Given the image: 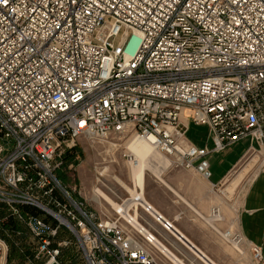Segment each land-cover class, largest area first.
<instances>
[{"label": "built area", "instance_id": "1", "mask_svg": "<svg viewBox=\"0 0 264 264\" xmlns=\"http://www.w3.org/2000/svg\"><path fill=\"white\" fill-rule=\"evenodd\" d=\"M186 112L212 149L187 142ZM80 137L140 138L206 179L209 154L246 138L264 148V0H0V211L47 264L64 231L85 264H160L132 220L99 219L58 177L61 148ZM8 251L0 237V264ZM251 256L264 264L260 247Z\"/></svg>", "mask_w": 264, "mask_h": 264}, {"label": "rangeland", "instance_id": "2", "mask_svg": "<svg viewBox=\"0 0 264 264\" xmlns=\"http://www.w3.org/2000/svg\"><path fill=\"white\" fill-rule=\"evenodd\" d=\"M132 139L133 138L93 140L89 137H80L74 146L62 147L60 150L61 154L56 159V165L58 166L56 173L60 180L67 185L86 208L93 214L97 215L99 219L119 217L121 221L124 220L121 215L116 212L115 206L106 202L104 198H100L94 194V188L100 187L106 195L119 205L123 204L124 201L131 196L127 189L115 181V177L117 176L128 187H132L133 172L131 165L134 159L132 152L133 159L127 157V154L130 152L127 149L128 143ZM263 154L264 153L261 154L258 151L253 152L238 165L234 174L236 172H241L249 161L254 159L253 164L249 167V170H247L244 177L232 193L226 192L229 181H226L221 187L220 190L225 195L224 198L229 206L232 207L234 204H237L242 198L249 182H251L260 166L264 164ZM164 156L169 158L167 155ZM170 159L173 161L172 165L165 166L158 163L160 170L157 169L148 172L145 177V199L151 205L155 203L157 208H169L168 198L164 196L163 189L159 184L165 183V179L170 172L184 169L177 165L174 158L170 157ZM156 176L159 177L157 178ZM126 204L128 205V201ZM136 208L138 223L143 225L149 233L158 235V238H161L158 240L161 241L165 247L170 249L176 257L181 259L183 263L191 264L194 259L196 262L193 264H205L200 261L191 250L181 244L180 241H177L173 236L171 238L174 240L175 244L171 246L168 239H164L160 234L159 224L148 212L143 210L140 205H132L128 212L133 215V211L136 210ZM9 218H12L15 222L14 230H10L4 226V222ZM221 223L222 222H217L220 232H216V236L219 239H214L212 242L215 250L224 254V264H255L251 252L246 250L245 242L242 243L240 247L243 254L239 255L236 253L233 245L227 241L228 238L223 236L224 233L230 230V227H225L223 225L224 223L222 225ZM187 230L192 233V236L196 238L197 241L208 242L209 239L203 234L202 228ZM204 230H207V227H205ZM233 232L237 233L234 228ZM0 237L5 240L9 248L7 264L48 263L46 257L38 256L37 242L29 233L26 225L13 218L11 213L6 210L0 211ZM62 238L63 239H56L54 243V246L57 247L58 242H67L66 245L58 246L60 250V254L57 258L58 264H85L76 240L68 233H63ZM142 241L145 244L147 243L145 239H142ZM150 248L158 256L160 264H176L171 257H165L163 253L155 250L153 246Z\"/></svg>", "mask_w": 264, "mask_h": 264}, {"label": "crops", "instance_id": "3", "mask_svg": "<svg viewBox=\"0 0 264 264\" xmlns=\"http://www.w3.org/2000/svg\"><path fill=\"white\" fill-rule=\"evenodd\" d=\"M188 113H185V119H183V123L187 128L185 135L187 142L199 148L212 149L213 137L209 128L193 123L188 118ZM256 151L262 154L264 148L246 138L228 146L221 152L209 154L207 156L211 171L209 179L191 170L172 171L166 177L165 183L159 184L163 189L164 196L168 198L169 208H157L155 203L153 205L148 203L145 199L144 188L143 203H138L140 200H137L135 204H131L130 196L123 204H120L125 208V215L122 216L123 218L128 216L135 218L136 210L131 215L128 212L129 208L132 205H140L141 207V204L148 203L154 210V213L150 215L155 221V215L162 216L165 220L171 222L173 227L183 236L179 240V236L178 238L175 237L171 232L166 231L161 223L156 221L160 226L159 231L162 237L168 239L171 246L175 244L171 237H175L177 241H180L181 244L191 250L200 261H202L200 259L202 258L208 264H224L225 262L224 254L215 250L212 242L214 239H219L216 236L220 232L217 222H222L221 225L224 223L225 227H230L229 231L231 233L234 234V228L237 233L244 237L247 251L251 252L253 246L260 247L264 259V164L260 166L251 182H249L240 201L232 207L227 204L224 198L225 195L220 190L223 184L229 181L226 192L232 193L234 191L253 164L254 159L250 160L241 172L234 174V171L249 154ZM127 201L128 205L131 204L130 206L126 204ZM218 207L221 211V218L217 220L210 218L212 210ZM118 210L119 208L116 209V212ZM132 225L140 224H137L133 219ZM205 227H207V230H204ZM194 228H202L203 234L209 239L208 242L197 241L192 233L187 230ZM187 242L194 248H191ZM160 244L162 246L159 245L157 251L162 253L161 248L163 247L166 250L164 254L170 252L171 256H175L162 242ZM235 251L239 255L243 254L240 250L235 249ZM164 256L166 257V255ZM194 262L196 261L193 259L191 264Z\"/></svg>", "mask_w": 264, "mask_h": 264}, {"label": "bare ground", "instance_id": "4", "mask_svg": "<svg viewBox=\"0 0 264 264\" xmlns=\"http://www.w3.org/2000/svg\"><path fill=\"white\" fill-rule=\"evenodd\" d=\"M127 149L130 152H132V154L134 156L133 157L134 159L132 158L133 161H132V165H131L132 166V172H133L132 187L130 188L127 185H125L117 176L115 177V181L117 183H119L121 186H123L125 189H127V191H129V193L131 195L130 199L132 200L131 204H135L137 200H140V201H138V203H143V200H144V183H145L146 174L148 172L153 171V170L159 169V164L158 163H161V164L166 166V165H172L173 161L170 159V157L168 158V157L164 156L163 154L157 152L150 143H148L146 141H143L140 138H133L128 143V148ZM154 175H156V174H154ZM157 175H159V174H157ZM94 194L96 196H99L100 198L101 197L104 198L106 202L111 203L113 206L116 207V209L119 208L117 213L120 214L121 217L123 218V216L125 215V212H124L125 208L123 206H121L119 204H116L108 195H106L104 193V191L100 187L94 188ZM219 210H220V208H219ZM220 218H221V211H220V217H218L217 219H220ZM123 219L125 221L127 219H128L127 221H131L132 220L131 223L133 222V219H134L135 222L138 224V220H136L133 217L128 216L127 218H123ZM134 229H135V231L137 233H140L141 235H144V236L150 238L151 241H152V244H149V243H146V244L149 245L150 247L153 246V248H155V250H158V246L161 245L160 244L161 242L158 239H153L151 237V233H149L144 228L143 225H141V224L140 225H135ZM172 235H174L177 238L179 236V240H181V238H183V236L180 235V233L176 230V228H175V230H172ZM232 235H233V233H231L230 231H227L225 234H223V236H225L229 240H231ZM153 242H155V243H153ZM232 245H233V247L236 250H240V252H241V249H240L241 245L240 244H232ZM161 250H162L163 254L166 251L165 248H163V247L161 248ZM164 255H166V257H170L171 256L170 252L166 253ZM171 259H174L176 264H184L182 260H180L179 258H177L175 256H171ZM200 259L205 264H208L207 261H204L202 258H200Z\"/></svg>", "mask_w": 264, "mask_h": 264}, {"label": "trees", "instance_id": "5", "mask_svg": "<svg viewBox=\"0 0 264 264\" xmlns=\"http://www.w3.org/2000/svg\"><path fill=\"white\" fill-rule=\"evenodd\" d=\"M22 211L26 214H30V215H33L35 217L42 215V212L39 209L31 207V206L22 207ZM4 226L10 230H14L15 229V222L13 221L12 218H9L8 220H6V222H4ZM63 233H66V232L65 231L61 232L59 235V239H63L62 238Z\"/></svg>", "mask_w": 264, "mask_h": 264}, {"label": "water", "instance_id": "6", "mask_svg": "<svg viewBox=\"0 0 264 264\" xmlns=\"http://www.w3.org/2000/svg\"><path fill=\"white\" fill-rule=\"evenodd\" d=\"M188 243V242H187ZM189 244V243H188ZM191 246V248H194L191 244H189ZM53 264H58V263H53Z\"/></svg>", "mask_w": 264, "mask_h": 264}]
</instances>
